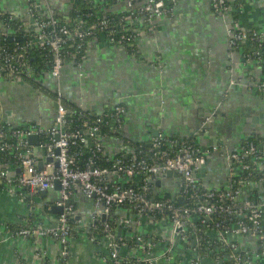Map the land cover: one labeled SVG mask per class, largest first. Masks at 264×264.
<instances>
[{
	"label": "built area",
	"instance_id": "obj_1",
	"mask_svg": "<svg viewBox=\"0 0 264 264\" xmlns=\"http://www.w3.org/2000/svg\"><path fill=\"white\" fill-rule=\"evenodd\" d=\"M179 1L127 0L117 13L93 5L97 11L75 14L74 10V15L61 20L43 10L42 0H25L20 15L7 10L0 0V78L33 83L45 76L59 79L66 62L82 66L93 38L131 48L134 53L137 38L154 32L157 19L172 16ZM210 1L219 15L244 11V0ZM227 36L232 48L247 46L245 60L264 61V29L242 28L233 17ZM257 84L264 92V79L258 78ZM56 96L59 107L50 126H14L0 119V180L14 192L47 191L59 180L57 205L63 206V212L55 225H46L34 215L25 225L0 223L4 239H32L37 244L40 238L50 237L60 244L58 264H71L70 243L81 231L92 243L106 239L101 257L109 264H181V250L190 254L191 264H264L261 140L246 137L238 149L227 151L218 143L204 146L194 136L160 130L147 142L131 146L128 156L112 157L105 153L104 138L122 134L126 106L119 103L102 113L80 111L84 117L81 124L71 128L72 113L65 105L64 93L57 90ZM32 135L39 137L37 145L30 142ZM37 148L44 151L46 159L58 161V166L51 162L47 164L51 170L40 168ZM83 149L90 152L86 158ZM222 151L229 177L223 186L212 187L195 173L212 154ZM102 160L110 164L102 165ZM170 170L176 175L162 177L157 184L159 176ZM164 179L174 182L175 188L164 184ZM78 192L87 198L94 196L98 213L89 220L78 216L72 202L66 204ZM121 208H131L139 221L149 217L168 231V236L118 233L120 226L130 224V218L117 214ZM36 254L43 256L46 251L37 248Z\"/></svg>",
	"mask_w": 264,
	"mask_h": 264
},
{
	"label": "crops",
	"instance_id": "obj_2",
	"mask_svg": "<svg viewBox=\"0 0 264 264\" xmlns=\"http://www.w3.org/2000/svg\"><path fill=\"white\" fill-rule=\"evenodd\" d=\"M80 1L42 0V4L47 13L68 19ZM85 1L114 13L123 10L127 3ZM244 3L241 14L219 15L212 10L210 0H180L172 16L157 19L154 32L137 38L134 53L125 46L93 38L88 42L82 66L66 62L59 79L45 76L33 83L0 78V119L14 126H50L56 112L49 94L56 95L60 90L70 109L79 107L102 113L119 103L126 106L122 134L104 138L108 156H128L131 146L147 142L150 135L160 130L169 135L194 136L204 146L218 143L227 151L238 149L251 136L264 145V92L258 90L257 84L258 78L264 79V61L248 62L247 46L232 48L228 44L227 27L233 17L238 16L242 28L264 29V0ZM4 4L19 15L26 8L25 0H4ZM37 152L39 163L51 170L44 151L37 148ZM205 169L199 178L209 186L220 187L227 182L230 170L223 151L212 154ZM165 179L164 184L175 188L174 182ZM77 194L80 201L86 200L83 193ZM59 199L60 192L55 187L46 193L14 192L0 180V223L25 225L34 215L46 225H55L60 213L53 212L52 207ZM72 204L86 220L98 213L95 204L94 212L88 202ZM117 214L130 218L129 226H120L119 233L157 232L168 236V231L149 217L141 221L135 218L136 212L131 208H121ZM99 242L92 243L81 231L70 243V262L109 264L101 257L106 239L102 237ZM37 248L46 251V255L38 256ZM60 249V244L50 237H42L36 244L32 239H4L0 235V264H58ZM180 252L181 264H191L190 254Z\"/></svg>",
	"mask_w": 264,
	"mask_h": 264
},
{
	"label": "water",
	"instance_id": "obj_3",
	"mask_svg": "<svg viewBox=\"0 0 264 264\" xmlns=\"http://www.w3.org/2000/svg\"><path fill=\"white\" fill-rule=\"evenodd\" d=\"M19 39H21V38H19ZM49 97L53 100V102H54V107H55V112L58 110V107H59V103H58V100H57V96L56 95H54V94H49ZM65 105L70 109L71 107L67 104V103H65ZM71 110V109H70ZM209 116H211L210 114H209ZM212 117V116H211ZM210 117V118H211ZM213 118V117H212ZM211 118V119H212ZM10 121H12V120H10ZM211 125V124H210ZM209 125V126H210ZM204 128H207V125L206 126H203ZM29 140H30V142L32 143V144H34V145H37L38 143H39V137L37 136V135H32V136H30V138H29ZM55 153L56 154H59L60 153V149H56L55 150ZM51 162H53L54 163V166L55 167H57L58 166V161H56V160H53V158H49L48 159V163H51ZM39 167L40 168H43L44 167V164H43V162H40L39 163ZM206 169H205V166H202V168L200 169V171H198V172H196L195 173V175L197 176V177H200L202 174H201V172H203V171H205ZM176 174H174V172L173 171H168V172H166L165 174H163L162 176H159V178H158V180H157V184H160V181H161V178L162 177H165V176H175ZM55 188L56 189H58V190H60L61 189V185H60V181L59 180H57V181H55ZM43 193H46V191L44 190V191H42ZM81 200V197L77 194V195H75V196H73L69 201H67V203L66 204H69V203H71V202H73V201H77L78 203H80L81 205L84 203V202H88V207L90 208V210H91V212H94V203H95V201H94V196L92 197V198H86V200H84V201H80ZM52 210H53V212H55V213H62L63 212V206H53L52 207ZM79 217H81V214H79L78 215ZM104 219H105V217H104Z\"/></svg>",
	"mask_w": 264,
	"mask_h": 264
},
{
	"label": "trees",
	"instance_id": "obj_4",
	"mask_svg": "<svg viewBox=\"0 0 264 264\" xmlns=\"http://www.w3.org/2000/svg\"><path fill=\"white\" fill-rule=\"evenodd\" d=\"M99 9V8H98ZM97 8H94L93 7V4H91V3H89L88 1H85V0H81L80 1V5H79V8H77L76 10H77V12H75V14L76 13H85V12H95V10L97 11L98 10ZM72 15H74V12H73V14ZM71 15V16H72ZM118 16V15H117ZM236 18L238 19V16H236ZM61 20H65V19H61ZM89 21L91 22L92 20L91 19H89ZM135 47H134V51H135ZM129 52L130 53H133V50L131 49V48H129ZM80 111H83L84 113L85 112H87L86 110H83V109H81V108H79V107H73V109H71V116H69V120H70V123H69V125H70V127L71 128H76L78 125H80L81 124V121H82V119L84 118V117H82L81 115H80ZM106 130V129H105ZM251 139H253V140H255L256 142H260V139L259 138H257V137H250ZM89 150L88 149H83V157L84 158H86L88 155H89ZM1 157H2V155H1V153H0V160H1ZM101 164L102 165H109L110 164V162H108V161H105V160H102L101 161ZM76 206V205H75ZM99 224H100V221L99 222H97L96 223V226L98 227L99 226ZM113 225L115 226L116 224L115 223H113ZM99 231H100V228H99ZM101 234V236L104 234V233H102V231L100 232Z\"/></svg>",
	"mask_w": 264,
	"mask_h": 264
},
{
	"label": "rangeland",
	"instance_id": "obj_5",
	"mask_svg": "<svg viewBox=\"0 0 264 264\" xmlns=\"http://www.w3.org/2000/svg\"><path fill=\"white\" fill-rule=\"evenodd\" d=\"M118 233H119V229H118ZM121 234V233H120ZM72 264V263H71Z\"/></svg>",
	"mask_w": 264,
	"mask_h": 264
}]
</instances>
